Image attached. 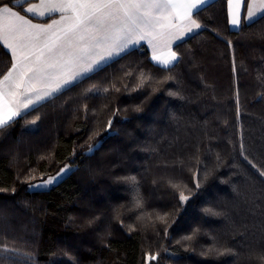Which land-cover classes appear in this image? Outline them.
I'll use <instances>...</instances> for the list:
<instances>
[{
  "label": "trees",
  "instance_id": "trees-1",
  "mask_svg": "<svg viewBox=\"0 0 264 264\" xmlns=\"http://www.w3.org/2000/svg\"><path fill=\"white\" fill-rule=\"evenodd\" d=\"M5 2L17 5V0ZM198 19L208 27L174 45L183 60L171 73L155 66L141 45L0 132V188H16L0 193V214L6 217L0 219V236L18 246L26 242L34 264H54V257L61 260L55 264H73V257L79 264H260L252 254L264 250V179L249 161L264 169V20L231 29L227 0H215ZM10 65V53L0 45V73ZM140 69L157 80L176 76L185 99L167 94L178 90L175 81L137 87ZM91 84L109 92L85 98L82 92ZM36 115L35 124L26 122ZM48 153L53 155L40 159ZM217 154L223 159L219 166ZM191 156L199 157L201 171L203 164L212 169L199 188ZM66 164L71 171L53 187H28ZM29 168L37 170L36 179L22 183ZM124 176L139 181L143 215L133 206L131 186L117 179ZM169 178L187 185L186 202L167 184ZM217 204L228 209L229 220L204 212ZM120 205L117 219L113 208ZM165 213L167 236L156 219ZM92 217L99 219L88 224ZM212 236L238 255H201Z\"/></svg>",
  "mask_w": 264,
  "mask_h": 264
},
{
  "label": "snow or ice",
  "instance_id": "snow-or-ice-1",
  "mask_svg": "<svg viewBox=\"0 0 264 264\" xmlns=\"http://www.w3.org/2000/svg\"><path fill=\"white\" fill-rule=\"evenodd\" d=\"M214 2L215 0H39L37 4L27 3L24 7L26 0H17L16 6L0 0V45L8 50L11 57L10 67L0 73V132L11 127L18 117L27 116L37 107L70 91L84 80L90 79L91 75L102 71L115 59H123L135 46L140 45L141 41H146L150 46L151 59L155 62V66L171 73L183 60V55L173 50V43L189 35L193 37L199 35L200 31L207 28L208 25L202 23L198 17ZM227 4L228 23L237 31L243 27L242 8L244 9L243 19L249 26L256 23L258 19L264 20V0H227ZM17 7L21 10H17ZM38 18L47 19L48 22H34ZM225 39L231 48L232 41ZM232 51L233 71H235V50ZM139 80L140 84L137 87H141L146 81L150 84L175 81L178 90L169 89L167 94L170 97L185 99L180 81L174 75L157 80L153 74L140 69ZM112 88L116 92L120 91L115 87V83L112 84ZM125 89L127 90L126 85ZM151 90L157 91L155 87ZM108 92V87L100 88L96 84H91L83 90L82 95L86 98L89 94H107ZM83 108L87 113L88 105L84 104ZM237 108L239 111L238 91ZM134 110L139 112L141 108L137 105ZM119 111L120 109L117 108L114 114ZM39 119L40 116L36 115L31 121L26 122L35 124ZM173 119L180 118L173 115ZM111 127L112 121L109 119L106 128ZM98 134V132L94 133V135ZM89 139L92 137L90 136ZM146 150L156 151L155 148ZM239 150L241 155H244L246 150L242 136ZM92 151L93 146L89 145L88 152ZM52 155L48 153L46 156L42 155L40 159L45 160ZM189 159L198 165L193 172V178L196 188H199L202 181H207L212 169L207 164H203L201 171L199 167L201 161L198 156H191ZM245 159L248 157L245 156ZM216 160L217 166L223 163L219 154ZM249 163L257 169L260 178L264 179V169L252 161ZM66 170H70L68 165L60 168L55 176L48 175L47 179H42L39 183H28V187L30 189L46 188L65 174ZM36 171L29 168L21 182L35 180ZM198 174L200 178L196 179ZM43 175L41 173V176ZM16 179L20 180L19 173ZM117 179L131 186L134 192L133 206L141 210L143 215L144 203L137 178L124 176ZM167 184L178 193L180 202L183 203L189 199L183 191L187 185L181 180L169 178ZM9 191L15 193L16 188H0V193L7 194ZM121 208L124 206L113 208L117 219H119ZM204 212L212 217L230 219V212L220 204L214 208H205ZM167 215L165 213L156 216V219L164 223L165 236L170 226L165 220ZM0 219H6V217L0 214ZM68 219L71 222L75 218ZM97 219L99 218L92 217L87 223L92 224ZM120 223L123 224V220H120ZM233 229L237 230L235 224ZM128 230L132 231V226H128ZM199 231V228L194 229L193 236ZM193 236H187L184 239L190 241ZM211 238L212 245L201 252V255L220 257L237 254L233 248L227 246L226 241L218 236ZM26 249V242L24 246H18L15 239L10 241L6 235L0 236V260L5 261L6 264H34V253ZM252 255H255L260 264H264V250ZM72 260L73 264H79L74 257Z\"/></svg>",
  "mask_w": 264,
  "mask_h": 264
},
{
  "label": "crops",
  "instance_id": "crops-1",
  "mask_svg": "<svg viewBox=\"0 0 264 264\" xmlns=\"http://www.w3.org/2000/svg\"><path fill=\"white\" fill-rule=\"evenodd\" d=\"M38 2H39V0H30L28 3L37 4ZM26 6H27V3H26V5H25V7H26ZM243 16H244V9L242 8V9H241V22H242V23L244 22ZM29 18H32V16H29ZM53 18H56V17H53ZM228 18H229V17H228ZM34 22H36V23H47L48 20L45 21V19H40V18H38V19H35ZM229 27H230L231 29L236 30L235 28L231 27L230 25H229ZM189 36H190V35H189ZM186 38H187V37H186ZM186 38H183V39H181V40H177V41H175V42L173 43L172 47H174V45H175L176 43H178V42H180V41H182V40H184V39H186ZM142 45H146V46H147V48L149 49V52H150V56L152 57V51H151L150 46H149L148 44H146V43H145V44H142Z\"/></svg>",
  "mask_w": 264,
  "mask_h": 264
},
{
  "label": "rangeland",
  "instance_id": "rangeland-1",
  "mask_svg": "<svg viewBox=\"0 0 264 264\" xmlns=\"http://www.w3.org/2000/svg\"><path fill=\"white\" fill-rule=\"evenodd\" d=\"M147 44V42L146 41H141V43H140V45H137V46H135V48H137V47H139V46H141L142 44ZM66 165H68L69 166V169L70 170H66V173L65 174H62L61 175V177H59L58 179H57V181H55L53 184H51V185H48L46 188H42V189H48V188H50V187H53L56 183H58L60 180H62L66 175H68V173L71 171V166L69 165V164H66ZM64 167V166H63ZM57 173V172H56ZM55 173V174H56ZM55 174H53L52 176H55ZM43 179H47V177L46 178H43ZM40 180H42V179H40ZM40 180H37V181H35V182H33V183H39L40 182ZM41 188H37V189H31V190H42ZM53 262H61V260H60V258H57V257H54L53 258Z\"/></svg>",
  "mask_w": 264,
  "mask_h": 264
}]
</instances>
